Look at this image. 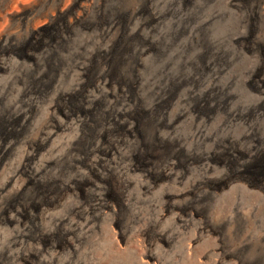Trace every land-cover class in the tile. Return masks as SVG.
<instances>
[{
    "label": "rangeland",
    "instance_id": "obj_1",
    "mask_svg": "<svg viewBox=\"0 0 264 264\" xmlns=\"http://www.w3.org/2000/svg\"><path fill=\"white\" fill-rule=\"evenodd\" d=\"M0 264H264V0H0Z\"/></svg>",
    "mask_w": 264,
    "mask_h": 264
},
{
    "label": "bare ground",
    "instance_id": "obj_2",
    "mask_svg": "<svg viewBox=\"0 0 264 264\" xmlns=\"http://www.w3.org/2000/svg\"><path fill=\"white\" fill-rule=\"evenodd\" d=\"M108 61V60H107Z\"/></svg>",
    "mask_w": 264,
    "mask_h": 264
}]
</instances>
